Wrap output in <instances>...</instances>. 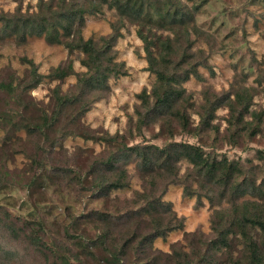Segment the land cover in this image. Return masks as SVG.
Instances as JSON below:
<instances>
[{
    "label": "trees",
    "instance_id": "trees-1",
    "mask_svg": "<svg viewBox=\"0 0 264 264\" xmlns=\"http://www.w3.org/2000/svg\"><path fill=\"white\" fill-rule=\"evenodd\" d=\"M188 1L192 2L194 10L199 8L197 0ZM20 3L12 13L0 11V42L13 37L14 42L23 44L29 36H42L50 44L63 45L69 53H81L79 61L85 70L75 72L70 62L52 68L47 75L51 79L62 80L67 75L75 74L76 82L73 92L61 94L58 88L53 89L54 97L48 107L35 103L30 95L31 89L43 78L31 59L25 56L21 58L23 63L29 64L24 76H18L11 68H6L5 72L0 74V130L6 135L3 144L7 149L15 148L21 141L17 133L24 131L25 138L32 145L29 152L23 148L22 143L21 150L6 152V159L12 158L14 153H25L30 159V169L33 167V171H43L46 164L40 155L50 154L53 145L67 136H80L95 141L101 139L107 142H114L118 137H123L120 134L96 136L85 130L82 117L101 97L110 77L127 73L124 62L115 60L112 47L120 35L122 21L126 20L137 26L136 33L143 42L148 61L147 69L154 73L156 78L150 90L143 88L136 94V119L129 117L130 137L134 131L141 132L143 127L159 123L158 135L167 138L168 142L146 146L121 142L122 147L117 146V150L120 149L118 152L107 154L98 164H91L87 170L57 167L54 168L55 173L63 170L62 175L67 174L81 185L88 182L93 193L101 192L106 195L113 189H122L128 185V174L125 168L118 167V164L123 156L134 157L139 172L143 174L141 176H148L151 187L158 180L162 181L169 176L173 177L169 183H184L183 196L195 195L199 203L201 195L212 205L225 197L230 202L228 208L218 209L211 219L215 235L213 238L205 242L198 238V242L202 243L193 245L194 240L189 237L187 245L176 241L170 245L167 252L154 251L151 247L153 241L158 237L165 239L171 231L183 228L184 220L176 216L168 202L161 200L166 192L165 187L157 197L147 195L143 204L129 209L124 220L136 222V227L127 228L121 236L110 237L109 232L95 237L84 236L78 231L80 218L76 216L64 232L67 238L74 240L76 253L73 258L80 262V257H85L96 261L92 262L93 264H227L226 258L235 260L230 264H240L238 260H245L249 264H264V243L257 242L253 236L254 231L260 229L261 241L264 242V175L259 179L252 173L247 174L239 160L224 156L218 159L212 153L205 152L200 145L173 140L176 133L189 132L191 129L197 134L207 132L212 127L211 120L216 108L221 105L227 107L229 125L238 130L243 113L247 112L250 106L251 95L245 96L241 91L235 92L234 100L230 99L229 95L220 98L215 96L212 100L205 97L208 104L198 112L199 123L190 125L187 117L189 99L185 95V89L179 85L182 79L189 78V74L186 73L182 77L176 71L180 65L189 62L190 55L184 52L180 54L181 62L172 60V56L178 51L176 41L180 35L189 43L188 46L192 44L188 40L189 32L186 28L190 21L194 20L193 10L185 7L180 0H38L35 9L31 11L22 10ZM103 5L116 11L119 23L111 24L112 33L108 36H101L97 40L92 36L85 39L82 29L86 15L101 11ZM152 27L170 30L173 37H162L160 33L156 34ZM192 71L195 76L200 77L197 70ZM234 104L241 105L237 117L234 116ZM250 114L254 115L251 111ZM252 125L254 127V124ZM257 125L258 123H255V127ZM232 143L235 144V140ZM5 155H0V160L4 159ZM182 160L188 161L193 168L191 175L194 178L191 177V180L197 183L196 190L189 182L188 177L191 175L187 176L184 182L181 175L179 176L177 164ZM1 174L4 176L0 175V189L11 184L7 178L8 172ZM40 174L34 173L29 181L24 182L27 189L36 185V176ZM21 177L19 174L12 184L23 183ZM136 194L138 196L139 193ZM251 197H256L262 202L250 199ZM81 217L84 219L82 224H104L108 221V215L97 210L86 212ZM3 224L10 230L12 237L28 234L31 245L36 248L43 245L41 236L31 228L36 225L41 230L39 221L26 220L21 227H17L8 219ZM145 227H148V230H145ZM190 235L193 233L185 232L183 239L186 240ZM232 236L240 237L239 242L242 244L238 260L232 257ZM60 258L62 264H71L65 256Z\"/></svg>",
    "mask_w": 264,
    "mask_h": 264
},
{
    "label": "rangeland",
    "instance_id": "rangeland-1",
    "mask_svg": "<svg viewBox=\"0 0 264 264\" xmlns=\"http://www.w3.org/2000/svg\"><path fill=\"white\" fill-rule=\"evenodd\" d=\"M37 1L0 0V11L12 13L20 2L22 10L31 11L35 9ZM180 1L185 7L193 10L194 16V20H191L186 28L189 32L188 40L192 44L188 46L189 43L180 35L176 41L178 51L172 56V60L181 62L180 54L184 52L190 55L189 62L180 65L176 70L182 77L186 73L189 74V78L182 79L179 85L185 89V95L189 99L187 117L190 125L195 126L199 123L198 112L208 104L205 97L212 100L215 96L220 98L229 95L230 99L234 100L236 91L251 96L249 110L243 113L238 130L229 125L227 107L221 105L216 108L211 120L212 127L207 132L197 134L191 129L189 132L176 133L173 140L200 145L205 152L212 153L218 159L224 156L231 160H239L247 174L252 173L260 179L264 175V0H197L199 3L197 10H194L191 1ZM122 22L120 35L112 47L115 60L124 62L127 73L108 79L107 88L84 114L82 123L85 130L96 136L120 134L123 137H118L114 142H107L101 139L95 141L80 136H67L53 145L50 154L40 155L46 164L44 170L38 168V171H33V167L30 169V159L25 153H14L10 159H6L5 155L6 152L21 150L22 143L23 148L29 152L32 150L24 131L17 133L21 141L11 150L10 147L7 149L4 146L6 135L0 130V155L2 157L5 155V158L0 160V175L4 176L1 173L7 171V178L11 183L0 189V264H62L61 256H65L71 264L85 262L93 264L96 261L85 257H80L81 263L73 258L76 253L74 240L67 238L64 232L74 218L76 216L80 218L78 231L84 236L95 237L104 232H109L110 237L121 236L127 228L136 225V222L124 220L129 209L143 204L147 195L157 197L164 187L166 192L161 200L171 205L176 216L183 218L184 224L183 228L168 233L165 239L156 238L151 246L154 251L167 252L170 245L176 241L187 245L189 237L194 240L193 245H196L202 243L198 242V238L205 242L215 236L211 219L218 209L230 206L227 197L212 205L201 195L199 203L195 195L183 196L184 183H169L173 179L169 176L162 181L157 179L156 184L151 187L148 176H141L143 174L139 172L134 157L123 156L118 164V167L125 168L128 174V185L122 189H113L106 195L101 192L93 193L88 182L81 185L67 174L62 175L63 170L55 173L54 168L57 167L87 170L91 164H98L107 154L118 152L120 149L117 150V146L122 147V143L146 146L168 142L167 138L158 135L159 123L145 126L141 132L134 131L130 137L129 117L136 119L134 114L138 103L136 94L143 88L150 90L156 78L154 73L147 69L148 61L143 42L136 33L137 26L126 20ZM112 23L116 25L119 23L118 15L115 10L103 5L101 11L86 15L82 35L85 39L92 36L96 40L101 36H108L112 33ZM152 28L162 37L166 35L173 37L170 30ZM13 40L12 37L0 42V74L4 73L6 68H11L18 76H24L29 64L23 63L21 58L25 56L31 59L38 73L43 76L40 83L30 91L35 103L50 106L54 97L53 89L56 88L61 94L75 91V74L67 75L62 80L51 79L47 75L52 68L64 66L68 62L73 64L75 72L84 71L85 68L79 61L81 53L76 51L69 53L63 45L50 44L42 36H29L23 44ZM193 69L197 70L199 78L195 76ZM240 106L234 104L235 117ZM250 111L254 115H251ZM255 123H258L257 127ZM234 140L235 144L232 143ZM177 166L182 181L193 171L191 164L185 160L178 162ZM42 172L44 174H40ZM34 173L40 174L36 176V185L32 189H27L24 182L29 181ZM19 174L23 183L12 184ZM191 177L194 178L192 175L188 177L189 182L196 190L197 183L192 181ZM136 192L140 195L137 196ZM250 199L262 202L256 197ZM93 210L106 213L108 221L104 224L99 222L82 224L84 219L81 215ZM8 219L17 227H21L26 220L39 221L42 225L41 230L36 225H32L31 228L36 230L34 233L41 236L43 245L37 248L31 245L28 234L12 237L10 230L3 224ZM69 229L72 230L71 227ZM145 230H148V227H145ZM185 232H191L193 235L184 240ZM261 235L260 229L253 233L254 239L263 244ZM239 239L240 237H231L232 257L237 260L240 256L239 250L242 248ZM226 259L227 264L235 261L231 258ZM238 262L249 264L245 260Z\"/></svg>",
    "mask_w": 264,
    "mask_h": 264
}]
</instances>
